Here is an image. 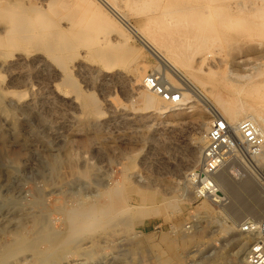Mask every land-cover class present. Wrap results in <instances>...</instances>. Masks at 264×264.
Returning a JSON list of instances; mask_svg holds the SVG:
<instances>
[{
	"label": "rangeland",
	"instance_id": "1",
	"mask_svg": "<svg viewBox=\"0 0 264 264\" xmlns=\"http://www.w3.org/2000/svg\"><path fill=\"white\" fill-rule=\"evenodd\" d=\"M242 1L251 0H223L219 2L220 9L223 11ZM179 2L206 6V12L211 9L209 6L215 5L214 0ZM123 3L125 6V0ZM127 9L123 10L127 15L125 20L136 26L143 13L135 15ZM233 36H236L233 43L216 44L210 49L215 54L214 74L204 82L225 100L237 97L249 102L252 99L241 97L228 86L264 81V36L249 38L237 33ZM134 47L138 59L127 67L130 78L135 80L126 88L111 85L101 92L88 85L75 69H68L67 74L79 84L81 91L93 93L100 104L104 116L99 127L74 126L71 118L79 113L60 107L57 102L50 124L38 112L17 111L2 93L6 81H0V143L3 142L0 144V253L1 247L7 248L8 244L4 243L19 241L16 237L27 231L33 235L27 236L28 232L23 235L26 242L37 241L28 244L21 254L17 253L19 258L9 244L10 250L7 248L5 254L3 251L0 254L6 258L4 264H25L27 261L23 260L30 259L34 252L28 253L32 250L35 255L41 253L37 261L43 264L40 262L47 258L49 242H55L59 232L67 230L65 213L82 207L89 209V205L96 203L110 208L114 202L106 192L112 187L119 189L125 206L142 224L136 221L134 228L117 225L125 220L126 212L116 217L115 226L106 229L102 228L104 220L93 222L88 234L77 236V244L71 241L51 263L96 264L100 260L99 264H239L238 246L250 237L242 228L247 224L259 225L264 219V187L258 180L257 170L245 160L230 158L217 176L225 195L224 203L196 200L187 176L200 163L191 162L190 152L210 129L199 134L198 120L203 116L209 122L212 116L201 106L194 110L179 106L177 109L181 110L166 115L145 110L142 92L153 95L143 87L147 75H158L175 89L177 86L158 71L157 58L139 42ZM240 61H249L245 67L248 72L238 75L249 76L250 80H238L231 75V64ZM157 99L163 106H169ZM112 110L117 111V117H110ZM126 116L137 119L126 121ZM63 120L69 121V126H64ZM259 167L264 169V161ZM113 199L117 202V198ZM173 199L179 200L177 210L168 205ZM196 222L205 228H198L192 237H185L191 235ZM39 240L45 243L38 248ZM168 240L174 245L171 254L165 243ZM7 254L14 255L9 258Z\"/></svg>",
	"mask_w": 264,
	"mask_h": 264
},
{
	"label": "bare ground",
	"instance_id": "2",
	"mask_svg": "<svg viewBox=\"0 0 264 264\" xmlns=\"http://www.w3.org/2000/svg\"><path fill=\"white\" fill-rule=\"evenodd\" d=\"M123 1L0 0V81H6L2 93L9 99L10 106L22 113L38 112L43 121L50 124L55 109L53 106L57 102L60 107L70 108L79 113L71 118L70 123L74 126L99 127L104 116L100 104L95 100L93 93L87 94L81 91L79 84L67 74L68 69L69 67L75 69L88 85L100 89L101 92L111 85L126 88L129 82L135 80L130 78L127 64L130 62L134 64L138 59L134 43L139 42L145 50L157 58L158 71L177 86V89L179 87L183 90L182 107L187 106V110H194L201 106L206 108L204 112L212 116L209 122H205V118L201 115V120L197 119L199 134L203 135L211 127L214 118L221 116L226 119L237 142L240 140L238 125L243 121V117H246L244 120L250 119L257 123L264 135V81L251 82L248 85L245 82L246 86L233 83L228 86L236 90L241 97L252 99L249 102L237 97L225 100L227 98L224 99L220 94L210 90L211 88L204 82L205 78L214 74L215 54L210 51L213 46L233 43L236 39L233 33L249 38L264 36V0L242 1L235 6L229 5L223 11L219 3L223 0H214L215 5L209 6L211 9H207L209 10L207 12L206 6L187 5L179 0H125V6L130 12L134 11L135 15L140 16L143 13L142 19L136 26L125 20L127 15L123 11L124 8L126 9ZM248 62L232 63L231 75L233 74L238 80H250L249 76L238 75L241 72L246 73L244 71L248 72L245 68ZM54 64L57 66L55 67ZM126 91L128 92V89ZM142 101L143 107L150 113L166 115L181 110L175 106H163L157 97L145 92H142ZM110 113L111 118L118 116L117 111L112 110ZM135 119L137 118L127 117L126 121ZM61 123L69 126V121L63 120ZM199 140L200 142L195 144V150L190 152L191 162L194 164L201 162L200 158L206 146L205 135ZM262 161H264V153L257 158L248 157L247 164H252L258 174L261 172L259 165ZM218 186L223 192L219 183ZM106 195L112 200L109 201L117 204L113 203L110 204V208H104L96 203L89 205V209L82 207L65 213L67 230L59 232L60 235L55 242H49L46 248L47 258L40 259V263L50 264L67 244L71 241L75 242L77 236L87 233L93 222L104 220L102 228L106 229L118 222L116 220L118 215L126 212L125 220L122 219L123 221L118 222L117 225L134 228L136 221L142 224L141 220L134 217L131 209L125 206V198L118 188H110ZM114 197L117 198V202ZM168 205L177 210L179 200L173 199ZM203 211H207L206 207ZM198 228L205 227L201 222H196L191 228L193 230L192 233L190 232L191 235L187 234L185 237H192ZM14 230L18 233L17 229ZM40 232L45 236L48 235L43 231ZM23 235L16 237L20 238L19 241H15L14 238L12 243H4V245H13L9 248H14L15 255L21 254V251L28 247L29 243ZM29 235L33 234L29 233L27 236ZM257 237L255 231L246 238L247 240L239 244V264H248V255ZM45 240L42 243L39 240L41 244L38 248L45 243ZM75 243L77 244V241ZM165 243L168 254H171L174 251L172 241L168 240ZM32 247L30 246L31 250ZM7 248L1 247L3 253ZM33 252L35 253L34 250L29 253L27 251L29 255ZM34 253L30 259H25L23 262L38 264L37 255L41 257V253H36L37 255ZM5 259L0 257V264H4ZM99 261H96V264H99Z\"/></svg>",
	"mask_w": 264,
	"mask_h": 264
},
{
	"label": "built area",
	"instance_id": "3",
	"mask_svg": "<svg viewBox=\"0 0 264 264\" xmlns=\"http://www.w3.org/2000/svg\"><path fill=\"white\" fill-rule=\"evenodd\" d=\"M143 87L170 106H182V90L165 83L158 75H147L143 80ZM238 132L239 142L234 138L225 118H214L205 135L206 146L200 165L188 176L192 195L196 200L213 201L217 205L224 203L225 195L218 186L217 176L228 160L236 158L248 161V157L257 158L264 153V135L257 123L250 119L243 120L238 125ZM258 180L264 187V169L258 173ZM255 231L258 237L250 249L248 264H264V219L258 226L247 224L242 228V232L247 234Z\"/></svg>",
	"mask_w": 264,
	"mask_h": 264
}]
</instances>
